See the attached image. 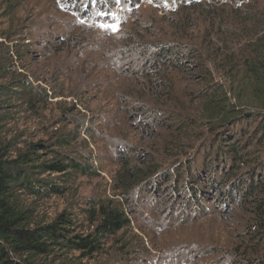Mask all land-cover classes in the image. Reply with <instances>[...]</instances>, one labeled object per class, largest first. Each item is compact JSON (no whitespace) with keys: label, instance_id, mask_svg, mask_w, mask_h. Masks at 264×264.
Wrapping results in <instances>:
<instances>
[{"label":"rangeland","instance_id":"374dc122","mask_svg":"<svg viewBox=\"0 0 264 264\" xmlns=\"http://www.w3.org/2000/svg\"><path fill=\"white\" fill-rule=\"evenodd\" d=\"M92 5L0 0V92L24 81L46 95L32 104L28 92H15L20 100L0 95V149L11 159L65 134L71 139L57 151L88 164L60 194L20 193L21 208L31 224L70 212L73 232L85 235L97 201L124 205L127 227L103 237L97 252L70 251L63 264H233L249 215L236 197L222 206L219 187L209 189L210 175L222 168L210 163V175L209 167L196 173L202 212L185 211L183 194L171 191H186L180 170L201 149L211 148L212 158L230 117L260 109L250 95L264 71V0ZM129 167L133 182L143 181L126 197ZM171 171L176 177L168 179Z\"/></svg>","mask_w":264,"mask_h":264},{"label":"trees","instance_id":"16d2710c","mask_svg":"<svg viewBox=\"0 0 264 264\" xmlns=\"http://www.w3.org/2000/svg\"><path fill=\"white\" fill-rule=\"evenodd\" d=\"M113 2L114 0H93L92 7L103 9ZM83 8L84 11H88L90 6L86 5ZM259 65L255 64L251 70H257ZM40 87L21 81L14 88L2 87L4 90L0 95L20 100L14 93L28 92L31 97L25 102L32 104L40 99L42 101V96L46 97ZM212 95L217 99H224L222 95ZM250 99L254 101V106L259 105L260 109L230 117L226 123L231 125L224 128L216 140L212 158L211 148L201 149L192 163L185 165L184 170H180L182 174L178 180L179 185L186 191H171L183 194L179 196L185 211L202 212L200 194L203 189L198 186L199 175L196 173L202 174L210 163H213L214 170L222 168L221 172L217 170L216 174L210 175L209 167L208 173L211 177L209 189L219 187L217 194L222 206L228 202L232 203L233 197H236L237 202L244 204V210L249 215L241 231L243 246L234 249V252L231 251L233 255L230 254L233 264H264V71L255 82H252ZM229 111L227 109L226 113ZM243 122L247 124V128L254 124V129L241 128ZM244 137L246 138L243 141ZM70 139L67 140L65 134L57 135L52 144H33L11 159L0 149V264H51L46 258L52 256L58 257L59 264H63L66 254L70 251L87 254L97 252L102 247L103 237L114 235L129 225L130 218L124 205L112 201H108L107 204L97 201V205L93 206L90 214L94 229L85 235L73 232L71 213L65 210L58 213L50 222L31 224L29 214L21 208L20 193L26 192L38 197L60 194L64 189L63 184L72 178L71 173H87V163L57 151L61 146L68 144ZM38 146L47 151L46 157L37 154L33 149ZM197 160L200 163H195ZM223 165L229 167L228 176L231 177L224 176L227 169ZM191 167L194 172L189 170ZM128 169L129 178L124 186L126 197L133 187L143 181L142 178L133 182L135 168ZM53 173L57 178L50 176ZM188 173L191 174L190 177ZM168 175H170L168 179L175 178L176 172L171 171ZM56 179H60V183H57ZM223 187L226 190H223Z\"/></svg>","mask_w":264,"mask_h":264}]
</instances>
